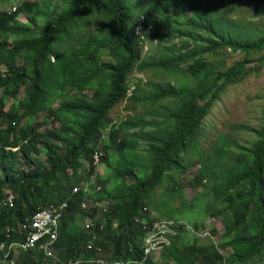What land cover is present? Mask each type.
<instances>
[{"label":"trees","instance_id":"1","mask_svg":"<svg viewBox=\"0 0 264 264\" xmlns=\"http://www.w3.org/2000/svg\"><path fill=\"white\" fill-rule=\"evenodd\" d=\"M57 1L60 9L53 0H24L13 12L0 10V66H4L0 67V243L25 241L27 234L18 229L20 223L43 206L68 202L53 255L36 249L21 254L17 264H98L95 260L105 259L108 253L107 264L117 260L154 264L143 260L142 239L156 219L148 209L158 211L153 198L156 189L172 169L186 172L181 160L199 144L201 123L212 105L227 87L254 72L242 62L220 70V62L207 59L220 49L246 55L261 51L264 35L239 42L223 18H210L211 6L185 2L184 12H192L187 25L215 38L177 31L179 36L191 37L197 47L189 48L183 42V52L175 53L172 46L166 56L140 61L135 24L145 17L152 26L148 40L158 39L161 45L165 39L162 29H170L167 22L177 23L166 15L169 7L177 6L176 0H149L145 12L139 10L133 28L124 0ZM96 11L99 15L92 19ZM20 13L26 21L19 19ZM91 23L96 26L94 31L89 28ZM82 26L88 29L87 36H70L79 35ZM70 38L78 41V47L69 43ZM101 49L108 51L112 62ZM136 69L142 73L171 70L181 75L179 86H156L145 95L137 84L128 98L129 76ZM22 87L26 92L19 98ZM6 98L12 99L8 108ZM127 98L143 104L142 116L108 128L111 111ZM165 99L174 105L171 112L161 120L146 119L157 113L154 106ZM41 115L45 121L37 119ZM47 121L53 126L40 129ZM107 128L109 134L103 138ZM218 139L214 156L207 160L213 162L201 161L189 184L197 188L205 179L212 182L206 192L213 199L212 216L221 220L224 231L212 230L209 239L177 234L161 251L163 264L263 261L264 133L251 148L239 147L227 135ZM101 142L107 184L103 191L93 184L87 192L81 185V160L94 166L95 151L104 154L95 149ZM76 188H80L77 193ZM9 191L15 196L12 207L3 204ZM91 197L100 209L83 208ZM161 216L174 219L171 207ZM88 219L90 230L85 224ZM190 225L198 232L206 230L203 224ZM98 233L102 235L99 248L89 250V240ZM223 249L229 250L226 257ZM0 263L10 261L1 259Z\"/></svg>","mask_w":264,"mask_h":264},{"label":"rangeland","instance_id":"2","mask_svg":"<svg viewBox=\"0 0 264 264\" xmlns=\"http://www.w3.org/2000/svg\"><path fill=\"white\" fill-rule=\"evenodd\" d=\"M24 0H0V10L14 11ZM42 0H37L41 3ZM54 1V5L57 9L61 8L59 1ZM130 9L129 23L133 28L135 19L140 15L139 10H146L149 0H124ZM197 3L200 2L202 8H206L208 4L211 6L210 18L215 20L217 18H223L224 23L228 26L229 32L233 35L234 39L239 42H252L264 35V1L259 0H176L177 6H171L166 10V15L170 16L176 22L169 21L170 29H162L161 33L165 39H162L161 45L157 39L155 42L142 41L137 45L139 54V60H146L152 56H166L172 49L175 53L183 52L186 50L181 47L183 42H186V46L189 48H196V44L191 37L187 35L179 36L177 31L180 32H194L198 35L206 36L208 38L214 37L206 34L205 32L196 31L187 25V20L191 17V11L189 13L184 12L183 3ZM222 6L219 8L218 6ZM99 13L96 11L93 13L92 19L96 18ZM19 19L26 21V16L23 13L19 14ZM218 24H216L217 26ZM214 26V25H213ZM94 31L96 26L91 23L89 28ZM242 29V30H241ZM85 26L79 28L80 34L70 35L71 37L80 38L82 34L87 36L89 32ZM215 38V37H214ZM199 43L200 40H198ZM69 43H72L75 47H78V41L73 38L69 39ZM204 44V43H203ZM64 49V46H61ZM103 56H106L107 61L112 59L108 56L106 49H101ZM209 61L220 62L219 69L223 70L233 66L236 62L244 63V66L253 69L254 72L250 73L240 83L227 87L219 96V99L212 105L209 113L201 123V129L199 134V144L193 147L187 154L183 156L181 160V167H187L186 172L182 173L180 168H174L169 171L164 183L161 184L153 196L158 211L152 208L150 213L152 216L158 219H165L161 215L165 212L166 208L171 207L173 210V218L188 222L189 224L198 223L206 228L207 232L216 230L221 234L224 231L223 223L220 219H216L212 216L213 211V199L207 195L206 192L211 186L212 182L207 179L203 180L201 185L197 188H193L189 183L194 178L195 173L199 170L202 161L206 162L209 156H214V145L217 144L218 138L227 135L230 139L243 148H251L260 138L261 133H264V49L250 54H244L240 51H232L230 49H220L213 56H209ZM182 64L181 66H183ZM3 68L4 66H0ZM180 74H175L171 70H159V71H146L144 73L139 72L138 69L132 71L129 76V90L127 97H131V94L140 85V88L144 90L145 95H149L154 92L156 86L170 85L178 87V80ZM26 89L21 88L18 97L21 98L25 95ZM91 93V92H87ZM124 100L120 105L115 107L110 113L109 126H118L122 121H136L141 117L144 111L143 104H135L129 99ZM6 106L11 104L12 99L6 98ZM58 102H55L57 104ZM135 106V109H128V106ZM157 110L155 115H148L146 119L150 120L156 118L161 120L164 115H167L174 108L173 103L169 99L160 101V103L154 106ZM166 108V109H163ZM44 115L38 117L40 121H45ZM53 126L52 122L47 121L39 128L43 129L49 126ZM104 130L103 138H106L109 134V129ZM103 142L95 146V149H101L106 157V152L103 148ZM235 150L234 147L231 148ZM84 171H82L83 187L87 190L91 189V185L95 184L98 191H103L108 177L104 175L106 167L104 163L98 166L90 165L89 162L81 160ZM213 161L206 162L210 165ZM102 168V174L100 173ZM71 172V171H70ZM101 185V186H100ZM98 187H101L99 189ZM10 192V191H9ZM95 193L94 191L92 194ZM166 204V207L161 205ZM103 206V205H101ZM217 206V204L215 205ZM84 208V207H83ZM100 209V204L96 203L93 198H90L89 203L86 202L85 210ZM24 223L19 224L21 226ZM88 219L85 224H89ZM102 235L100 236V239ZM209 239V238H205ZM203 239L202 242L208 240ZM223 254L226 257L227 249H223ZM161 252L156 253L152 258L148 260L153 261L154 264H163L160 259ZM79 264V263H76ZM129 264V262H128ZM140 264V263H139ZM264 264V258L262 263Z\"/></svg>","mask_w":264,"mask_h":264},{"label":"built area","instance_id":"3","mask_svg":"<svg viewBox=\"0 0 264 264\" xmlns=\"http://www.w3.org/2000/svg\"><path fill=\"white\" fill-rule=\"evenodd\" d=\"M152 26L151 23H146V18L141 16L138 22L134 26V33L140 38V42L147 41L148 36L151 35ZM104 154L100 150H96L93 156L94 166H98L102 162ZM101 189V187H98ZM80 188L74 190L75 193ZM97 189V188H96ZM84 190L89 192L84 187ZM15 196L13 192H8L4 206H14ZM84 209L86 204L83 205ZM68 208V202L61 204H51L41 207L36 214L31 218H28L21 226L18 227L20 232L27 234L26 240L23 242H6L0 243V262L9 260L10 264H17L18 258L23 253L35 251L36 249H43L49 255H53L52 247L56 243L60 234L61 221L64 213ZM88 230L91 228V224H86ZM145 226H143L144 228ZM181 232L191 233L199 238H210L211 234L206 230L202 232L196 231L187 222L177 219H154L151 225L147 228V231L142 239V257L152 258L156 253H160L164 246L169 245L171 238L175 237ZM99 233L93 234L89 240L87 248L94 250L97 247L99 240ZM99 244V243H98ZM106 259H109V253L105 259L97 258L95 261L98 264H107ZM1 264V263H0ZM109 264H128V262L115 261Z\"/></svg>","mask_w":264,"mask_h":264},{"label":"clouds","instance_id":"4","mask_svg":"<svg viewBox=\"0 0 264 264\" xmlns=\"http://www.w3.org/2000/svg\"><path fill=\"white\" fill-rule=\"evenodd\" d=\"M60 229H61V227H60ZM76 263H78V262H75V263H73V264H76Z\"/></svg>","mask_w":264,"mask_h":264},{"label":"bare ground","instance_id":"5","mask_svg":"<svg viewBox=\"0 0 264 264\" xmlns=\"http://www.w3.org/2000/svg\"><path fill=\"white\" fill-rule=\"evenodd\" d=\"M242 30V29H241ZM26 220V219H25ZM141 223V222H140ZM134 250V249H133ZM118 261V260H117Z\"/></svg>","mask_w":264,"mask_h":264}]
</instances>
